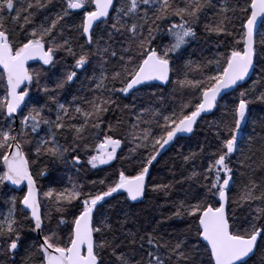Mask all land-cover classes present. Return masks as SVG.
<instances>
[{
  "label": "snow or ice",
  "instance_id": "snow-or-ice-1",
  "mask_svg": "<svg viewBox=\"0 0 264 264\" xmlns=\"http://www.w3.org/2000/svg\"><path fill=\"white\" fill-rule=\"evenodd\" d=\"M54 8V16L34 23L41 10ZM77 10L82 17L74 23ZM201 25L217 38L218 47L230 48L213 58L187 60L172 79L175 60L183 46L198 38ZM162 34L169 43L153 46ZM60 52L72 57L73 70L57 78L54 88L41 85V70L31 72L28 62L54 67ZM258 61H264V0H0V86L5 89L0 98V201L6 208L0 212V264H17L21 248L20 264H264V115H251L253 104L264 105V62L259 79L248 88L240 84ZM77 70L91 71L85 76L89 84L81 81L80 89L89 95L62 103L58 93L79 79ZM153 81L172 85L168 99L173 106L161 95L160 107L150 105L134 115L127 133L133 147L119 158L135 174L121 170L109 184L101 179L106 190L95 193L84 192L69 177L70 188L43 193L50 205L44 211L32 166L46 161V167L71 165L78 173L81 152L93 169L109 165L125 143L116 138L125 121L107 120L101 128L106 114L114 105L119 108L120 94L132 95ZM33 82L42 102L29 96L28 87L21 88ZM237 88L238 95L219 103L224 90ZM213 109L220 115L206 121L198 151L181 153L185 165L197 159L206 165L175 181H193L196 187L189 185L184 197L173 201L170 216L140 224L130 210L115 217L102 211L117 193L126 194L125 203L142 201L149 191L168 196L172 183L149 188L150 167L178 134H194L202 114ZM249 123L251 130L242 135ZM234 186L237 194L231 196ZM17 189L22 196L14 194ZM245 208L239 217L238 209ZM173 218L186 221L187 228L166 236L160 225Z\"/></svg>",
  "mask_w": 264,
  "mask_h": 264
},
{
  "label": "trees",
  "instance_id": "trees-1",
  "mask_svg": "<svg viewBox=\"0 0 264 264\" xmlns=\"http://www.w3.org/2000/svg\"><path fill=\"white\" fill-rule=\"evenodd\" d=\"M118 4V0H116ZM57 8L50 9L48 11L41 10L34 20L36 25H39L46 15L54 16ZM82 17V13L77 10V13L72 17V22L79 23ZM30 27V26H29ZM167 28V25L164 26ZM198 38L194 41H191L188 45L183 46L179 57L175 60V66L172 73V79H176L177 74L183 71V64L187 60L192 61H202L206 58H213L217 53H224L230 48V44L227 46L218 47V40L216 37L208 36L204 31L202 25L197 29ZM261 32L259 28L258 33ZM75 35V33H73ZM169 43V37L166 34L158 35L157 40L154 42L153 46L159 45L161 48ZM242 47V45H241ZM257 48H259V36L257 35ZM57 63L54 67L42 66L41 64H34L29 66V70L31 72H35V70H41V85L47 84L49 88L55 87V81L57 78L63 77L67 72L73 70L74 60L72 57L67 56L65 53L60 52L57 53L55 57ZM264 61H258L255 70H253V74L249 81L242 85L243 88H248L254 80L260 78L261 72L260 67L261 63ZM79 79L76 80L75 83H72L70 86H66V89L60 90L58 93V98L63 103L65 99L71 100L73 95H89L87 91H81V81L87 86L89 81L85 79V76H90L91 71L89 70L85 73L82 70H77ZM0 74H2L0 72ZM190 75H196V73H190ZM119 86V85H117ZM29 88V96L32 97L33 100L41 99L42 95L38 91L35 83L31 85H26L21 88ZM172 85L169 84L164 88L158 86H144L139 88V91H135L132 95L123 96L120 94L122 98L118 100L119 108L115 105L113 106V111L106 114L105 123L101 125V128L107 127V120H111L113 124L116 123V120L122 119L125 123L119 129V135L116 138H120L125 141L122 144L121 149H117L118 158L112 161L109 165H104L102 167H98L96 169L91 168L87 164V154L81 152V164L77 165L80 168V171L77 173L75 168L71 165L67 167L63 165H47L46 161H42L36 165H33L31 171L37 179V189L38 195L40 198V202L43 206V210L47 211L49 208V202L44 201L43 193L47 191L49 188H55L57 190H61L65 187H71L69 183V177H72L77 183L82 184L84 186V192H93L95 193L97 190H106V185H100L98 183L99 180L104 179L106 184L111 183L115 179L118 178L119 171L124 170L127 173L135 174L132 167L123 159L119 157H127L129 153V149L133 147V145L127 143V133L130 131V125L133 122L134 115L140 111L141 108H145L148 106L160 107V96L163 95L165 98V104L170 108L173 106L172 101L168 99L169 91L171 90ZM240 88H237L236 91H233L231 94L223 97V99L219 102L221 105L223 103L229 102L234 96L238 95ZM155 93V95H153ZM5 94L4 87L0 86V98ZM27 99V97H26ZM113 99H117L116 96H113ZM124 105H128L127 109H123ZM32 106V105H29ZM252 112L251 115L253 117H259L264 115V105L261 104H253L251 106ZM27 111V108L24 109ZM220 113L215 109L209 116L203 117L198 123V125L194 126V134L187 138H177L169 145L165 146V148L161 151V154L158 156L157 161L153 163L150 167V175L148 177L149 188H151L152 183H172L174 185L168 196H165L163 192L159 194L152 193L149 191L146 198L142 201L124 202V197L126 194H113V197L107 198L108 203L104 204L102 211L108 212L110 215L115 217L117 212L123 211H131L136 214L140 224H144L146 221L151 220L154 224L157 220H162L164 217L170 216L175 209L172 207L173 201L182 199L184 197V191L189 188L191 185L193 188L196 187V184L193 181H186L183 184H176L175 181L182 180L184 177L190 175L192 170L195 168L196 171H202V165H206V161H201L197 159L196 161L185 165L182 159L181 153L188 154L190 151H198V144L205 139V134L207 133L208 124L206 121L214 120L216 116H219ZM54 118V114H53ZM19 127V121H18ZM143 127V126H142ZM251 130V125L245 128L242 135H246L247 132ZM40 135H44L43 132ZM70 142V138H69ZM89 142H93L90 138ZM61 143H64V140L61 139ZM144 151V150H141ZM147 155V153H145ZM183 165V167H182ZM1 167V165H0ZM41 170H45L44 176H39L38 173ZM239 173H237V180L239 181ZM97 181L96 185L93 186L90 182ZM7 191V189H4ZM11 194V193H10ZM14 194L18 196H22V192H15ZM237 194L235 186L233 187V192L230 194L231 196H235ZM114 206V207H112ZM6 210L5 205L2 201H0V212ZM230 211V210H229ZM247 212V208L243 210L238 209V216L243 218L244 214ZM70 218V217H69ZM131 225H129L130 227ZM187 228V222L180 219H169L160 225V231L166 236L169 233H178ZM24 254V249L21 248L19 250V254L15 257L17 260V264H20V260ZM206 260L207 257L205 256ZM255 259V258H253ZM249 264H252V261H249Z\"/></svg>",
  "mask_w": 264,
  "mask_h": 264
},
{
  "label": "water",
  "instance_id": "water-1",
  "mask_svg": "<svg viewBox=\"0 0 264 264\" xmlns=\"http://www.w3.org/2000/svg\"><path fill=\"white\" fill-rule=\"evenodd\" d=\"M259 28H260V27H259V25H258V26H257V29H256L257 33H258V31H259ZM37 63H40V64H41V62H39V61H29L27 66L29 67L30 65H32V64H37ZM0 71H1V73H3V68H2V67H0ZM252 74H253V71L250 72L249 77L246 78V81L240 82L241 86L244 85L245 83H247V82L249 81V79L251 78ZM26 84H27V83L22 84L21 87L25 86ZM149 85H154V86H158V87H161V88H164V87L167 86V85H161L159 81L149 82V84H148V85H145V86H149ZM141 87H143V86H138V88H141ZM232 92H233L232 90H224V92L221 93V96L225 97V96L231 94ZM218 100H219V102H220L222 99H220V97H218ZM214 110H215V109H213V111H214ZM210 114H211V113H208V114H202V115H203V117H206V116H209ZM16 126L18 127V120L16 121ZM189 136H191V134H188V133L178 134V138H179V137H182V138H183V137H189ZM162 150H163V149H162ZM162 150H161V151H162ZM1 167H2V165H1ZM9 187H15V186H9ZM20 188H22L23 191H26V190H27L26 182L23 183V184L20 186ZM16 192H21V191H20L19 189H17ZM131 202H132V201H131Z\"/></svg>",
  "mask_w": 264,
  "mask_h": 264
},
{
  "label": "rangeland",
  "instance_id": "rangeland-1",
  "mask_svg": "<svg viewBox=\"0 0 264 264\" xmlns=\"http://www.w3.org/2000/svg\"><path fill=\"white\" fill-rule=\"evenodd\" d=\"M225 103H223L222 105H224ZM90 166V165H89ZM102 166H104V165H100V166H98V167H102ZM44 201H46V202H48L46 199H44Z\"/></svg>",
  "mask_w": 264,
  "mask_h": 264
},
{
  "label": "bare ground",
  "instance_id": "bare-ground-1",
  "mask_svg": "<svg viewBox=\"0 0 264 264\" xmlns=\"http://www.w3.org/2000/svg\"><path fill=\"white\" fill-rule=\"evenodd\" d=\"M116 1V0H115ZM179 138H182V137H179ZM183 138H187V137H183Z\"/></svg>",
  "mask_w": 264,
  "mask_h": 264
}]
</instances>
